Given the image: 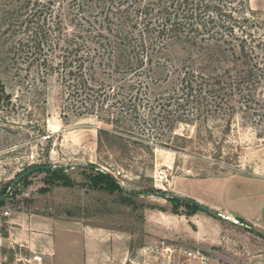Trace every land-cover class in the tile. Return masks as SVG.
<instances>
[{"label": "rangeland", "instance_id": "rangeland-1", "mask_svg": "<svg viewBox=\"0 0 264 264\" xmlns=\"http://www.w3.org/2000/svg\"><path fill=\"white\" fill-rule=\"evenodd\" d=\"M217 3L233 18L242 12L238 0ZM245 6L248 11L240 19L246 21L235 30L248 46L258 47L250 55L259 68L240 92L233 83L226 115L213 118L209 132L201 131L206 141L198 142L196 126H178L177 135L195 139L183 152L156 147L149 155L109 139L99 146L100 124L93 118L63 117L65 97L57 76L42 82L44 76L27 72L22 59L15 66L0 59L1 96H11L9 102L0 100V264H22L33 254L42 256V264H202L189 252L213 260L217 252L221 261L244 264L242 246L249 240L242 229L221 228L228 238L219 236L210 250L194 245L188 220L178 228L167 219L172 204L150 194L176 195L192 179H264V0H245ZM38 165L52 172L16 181ZM89 169L120 172L112 177L123 192L94 189ZM229 188L236 192L242 186L230 183ZM178 210L188 214L183 207ZM221 241L229 249H221Z\"/></svg>", "mask_w": 264, "mask_h": 264}, {"label": "trees", "instance_id": "trees-1", "mask_svg": "<svg viewBox=\"0 0 264 264\" xmlns=\"http://www.w3.org/2000/svg\"><path fill=\"white\" fill-rule=\"evenodd\" d=\"M215 1L0 0V59L13 66L22 59L42 82L57 76L63 117L93 118L99 146L109 139L149 155L156 147L183 152L195 139L177 135L178 126H196L198 142L206 141L201 131L226 115L233 83L240 92L259 68L250 55L258 47L235 30L246 21L245 0L237 18ZM3 92L0 80V100L9 102ZM89 176L94 189L123 192L109 173ZM167 200L173 214L199 210Z\"/></svg>", "mask_w": 264, "mask_h": 264}, {"label": "crops", "instance_id": "crops-1", "mask_svg": "<svg viewBox=\"0 0 264 264\" xmlns=\"http://www.w3.org/2000/svg\"><path fill=\"white\" fill-rule=\"evenodd\" d=\"M188 183L178 188L176 195L194 200L212 210L214 214L209 215L200 210L188 214L170 212L167 219L172 223L176 222L178 228L181 227V221L187 219L194 227L192 232L194 245L208 247L209 250L213 245H217L213 243L222 236L221 228L226 227L225 230L230 228L232 232L242 229L249 240L242 246L243 263L264 264V239L259 236V233L264 234V179L255 175H235L228 178L192 179ZM230 183L239 184L242 189L232 192L229 188ZM232 224H235L234 227ZM166 232L169 234L168 230ZM226 236L221 238H228ZM217 243L221 245V249H229L228 243L222 241ZM232 249L234 252L239 251L237 246ZM213 254L218 258L213 260L208 255H200L210 264H231L228 260L221 261L222 256H218L217 252ZM234 261L233 256L232 262Z\"/></svg>", "mask_w": 264, "mask_h": 264}, {"label": "water", "instance_id": "water-1", "mask_svg": "<svg viewBox=\"0 0 264 264\" xmlns=\"http://www.w3.org/2000/svg\"><path fill=\"white\" fill-rule=\"evenodd\" d=\"M51 167L50 166H34L30 169H28L27 171L23 172L22 174H20L17 178H16V181H20L22 180L23 178L29 176L30 174L32 173H35L37 171H46V170H50ZM150 196H153V197H158V198H163V199H173V200H176V201H179V202H185V203H189L191 205H194L196 206L197 208H199L200 211L206 213V214H209V215H213L214 212L204 206H202L201 204H199L198 202L194 201V200H191V199H188V198H184V197H181V196H178V195H168V194H164V193H157V192H153L150 194ZM3 200V197L0 196V201ZM259 236L264 239V234L262 233H259Z\"/></svg>", "mask_w": 264, "mask_h": 264}, {"label": "built area", "instance_id": "built-area-1", "mask_svg": "<svg viewBox=\"0 0 264 264\" xmlns=\"http://www.w3.org/2000/svg\"><path fill=\"white\" fill-rule=\"evenodd\" d=\"M103 172L109 173L111 176H113L114 178H118L121 174L120 172H116V173H112L108 170H101ZM5 215H7V213H5ZM188 257L193 259V260H198L200 261L202 264H206L207 263V259L205 257H203L202 255L198 254V253H192L189 252ZM22 264H42V256H39L37 254H33L32 257L29 260H21Z\"/></svg>", "mask_w": 264, "mask_h": 264}]
</instances>
